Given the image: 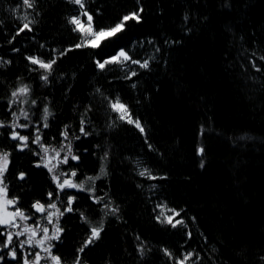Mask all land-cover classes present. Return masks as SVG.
Masks as SVG:
<instances>
[{
    "label": "trees",
    "instance_id": "trees-1",
    "mask_svg": "<svg viewBox=\"0 0 264 264\" xmlns=\"http://www.w3.org/2000/svg\"><path fill=\"white\" fill-rule=\"evenodd\" d=\"M30 2L0 0V121L13 120L12 93L27 86L31 125L28 146L6 126L0 148L18 207L63 212L53 215L61 264H264V0ZM140 8V22L99 47L70 22L90 15L107 31ZM120 50L131 59L98 66ZM117 99L133 123L112 109ZM65 132L79 157L67 172L94 178L84 190L58 189L39 165L35 137L59 146ZM6 241L0 226V264H21Z\"/></svg>",
    "mask_w": 264,
    "mask_h": 264
},
{
    "label": "snow or ice",
    "instance_id": "snow-or-ice-1",
    "mask_svg": "<svg viewBox=\"0 0 264 264\" xmlns=\"http://www.w3.org/2000/svg\"><path fill=\"white\" fill-rule=\"evenodd\" d=\"M73 2L76 3V4H79L81 7H83L82 0H73ZM23 3L28 5V7H32L33 6L32 3L30 2V0H23ZM142 12H143V9L140 8L138 11H135V12H132V13H130L128 15H125L122 18V22L121 23H118L114 27L109 28L107 31H105V30L94 31L92 26H91L92 17L90 15L87 17L88 22H89L87 28H85V26L81 23V21L79 19L75 18V17L70 22L75 24L77 26V29L80 30L81 32H84L86 34V36L92 37V39L87 40V44L89 46H91V47H99L101 39L114 36L116 33L122 31L124 29L125 23L127 21L135 20L136 22H140V20H141L140 13H142ZM28 27H29L28 24H24V26H23V28H28ZM21 30H23V29H21ZM79 46L80 45H77V47H79ZM29 59L32 61L33 64H38L41 68H44V69H47V70H51L52 64L55 63L54 60L49 62V63H44L43 61H41L39 59H35V58H31V57ZM121 59L130 60L131 58L127 55V53H125L124 51H121L119 53V56H115L109 61H105L103 63L98 62V66L100 68H104L107 63H118V62H121ZM132 62L133 63H139V61H132ZM141 67L147 68L148 67L147 62L142 64ZM133 75H135V73H133ZM42 78L47 80V76H44ZM27 92H28L27 86H23V87H21L19 89V92H15L14 91L12 93V95L15 97L17 95H25V94H27ZM111 107H112V109L114 111H117V112L121 113L120 119H126L127 118L129 123H133L134 122L130 118V114L127 111V106L124 105L123 103H121L119 101V99H117V101L115 103H113L111 105ZM44 113H45L44 119L47 120V114H48V109L47 108L44 109ZM21 114L24 115L25 118L27 119V114L26 113L22 112ZM135 124H136V127L141 130V132L144 131V129L141 127L139 121H135ZM2 126H3V124L0 123V127H2ZM17 126L26 127L27 125H16V124L13 125V127H17ZM44 127H47L46 123H45ZM81 131L83 132L84 129L81 128ZM64 136H65V138H67V132L64 133ZM12 138L13 139H18V140L24 142L23 146H27L28 137L22 136V135H20L17 132H13L12 133ZM33 142L37 143V144H40V137L36 136ZM41 148H42V151L44 153V156L42 157V159L47 161L46 163H44L43 166L48 168L49 172H52L53 168L49 167V164L51 163L52 159H58L59 158L60 152L53 148V149H51V151L55 153V157H50L48 155L50 149L48 147H45L44 145H41ZM60 151H64V148H61ZM200 151L203 152V149H201ZM68 153H69V155H71V147H70V145L68 146ZM71 158L73 160H78L79 159V157H77L75 155H72ZM60 162L66 164L68 162V157L65 156L64 159L62 161H60ZM37 166H39V165H37ZM201 166H203V164ZM7 167H8V154L7 153H0V225H11L13 227H19V225L15 224L16 218L19 217L21 220H23V219H26V217L24 216V213L22 211L16 210L15 212H9L7 210V206L8 205H14L15 204L14 200H10V199L6 198V196H7L6 188L3 187V174H4V172L7 171ZM103 171L104 170L101 169V172H103ZM146 171L147 170H145V172H141V175H144L146 173ZM62 175H66V174H62ZM71 175L74 177L76 175V173L72 172ZM21 178H23V176H21ZM52 178L56 182L57 187L60 190H63L65 187H67V188H78L80 190H84V185L83 184L74 183V182H72L71 180H69L67 178L64 179L63 182H61L60 177L57 176V175H53ZM96 178H98V177H96ZM88 179L92 180L94 178L89 177ZM49 196H51V193H49ZM73 200H74V197L70 196L68 198V204L71 205ZM33 207H35L36 210L39 211V212H45L46 211L44 205L40 204L39 202H37L35 205H33ZM48 207L52 208V209H56V205L55 204H49ZM67 211H69V212L72 211V208L68 207ZM57 214L58 215H63V213L59 212L58 209H57L56 213H49V216H48L49 223L52 222V216L53 215H57ZM175 215L178 216L179 213H175ZM166 222L169 223V224H172L173 227H175L176 224L182 223V221H179V220H177L175 223H173V218L172 217H166ZM40 231L43 232L44 239H41V240L37 241L36 243L38 245H40L41 247H43L45 239H59L58 233L61 232L62 229H60L57 226L56 233L52 237H48V229L47 228H43ZM101 231H102V228H95V227L92 228L91 237L89 238L87 243L90 244V243H92L93 239L99 238ZM25 233H31V235H29L27 240H25V241H23L21 243V247H23L24 244H31L32 243L33 237H35L36 234H37V229L25 227L22 232H18V233H16V235L17 236H21V235H24ZM11 242H12V233H9L8 236H7V242L5 243V247H7L9 244H11ZM85 246H87V244ZM44 251L49 253V255L51 256V259L55 262V264H61L60 257L52 256L51 252H50V248H45ZM81 251H83V249H81ZM11 255H12L13 258L16 257L15 250H13L11 252ZM39 260H40V256H39V254H37L34 264H39ZM24 264H28L27 259H25ZM77 264H79L78 261H77ZM181 264H183V261H181Z\"/></svg>",
    "mask_w": 264,
    "mask_h": 264
},
{
    "label": "rangeland",
    "instance_id": "rangeland-1",
    "mask_svg": "<svg viewBox=\"0 0 264 264\" xmlns=\"http://www.w3.org/2000/svg\"><path fill=\"white\" fill-rule=\"evenodd\" d=\"M81 23L85 26V28H87L88 24H85L84 22H81ZM121 51H123V50H120L118 52V54L115 56H119V53ZM20 88H18L15 92H19ZM27 95H28V92L25 95H17L15 97L13 96L12 102H13V105L15 106V109H16L15 114L13 116L14 118H13V120H11L10 123H4V122L0 121V123L3 124V126L0 127V130L2 128H5L6 126H10V128H11L10 134L11 135L13 132H17L22 136L28 137V139H27V146H28L29 142H30V136L26 135L23 132V130H26L28 128L30 129V127H31V125L29 124L30 118H28V116L30 115V112L27 109L28 108ZM22 112L27 114V119L25 118L24 115L21 114ZM14 124H16V125H27V126L26 127H19V126L13 127ZM13 141H15L17 144H19L20 147H24V148L26 147V146H23L24 142H22L18 139H13ZM35 144L37 145V149H38L37 155L39 158V165H41V166H43L44 163L47 162L44 159H42V157L44 156V153L42 151L41 145H44L45 147H48L50 149L49 154H48L50 157H55V153L52 152L51 149L54 148L60 152L59 158L58 159H52L51 163L49 164V167H52L53 171L49 172L48 168L45 167L46 170L50 173L51 178L53 177V175H57L60 177L61 182H63V180L67 178L74 183L83 184L84 188H86V185H89L91 180L87 179V180H84L83 182H77L75 180V178L71 175L72 172H69V171L67 172V170H66V167H68V165L70 163V159H72L71 156L75 155L72 148H71V155H69V153H68V146L70 145V147H71L69 138H65V140L59 146L46 145V144L41 143V141H40V144H37V143H35ZM61 148H64V151H60ZM0 153H7L8 154V166H9V163H10L9 153L1 150V148H0ZM65 156L68 157V162L66 164L60 162L64 159ZM7 169H8V167H7ZM5 173L6 172H4V174H3V187L6 188V194H7L6 198L15 201L14 205H11V206L8 205L7 206V210L9 212H15L16 210L22 211L24 213V216L26 217V219L21 220L19 217L16 218L15 224L19 225V227H13L11 225H0L3 228V230L5 231L7 236L9 233H12V242L7 247H4V252L9 255L8 256L9 258H13L11 255V252L13 250H15L16 257L13 259L17 260L20 258L21 264H24L25 259H27L28 264H34L37 254H39V256H40L39 264H55V262L51 259V256L49 255V253L44 251V249L50 248L51 255L57 256L56 254H53V252H52L53 243L57 239H45L43 247L38 245L36 242L41 240V239H44V234L42 231H40L43 228H47L48 229V237H52L56 233L57 226L60 228L58 221L57 220L55 221L54 217L52 216V222L49 223L48 216H49V213H51V210H48L49 209L48 205H44L40 202L39 203L44 205V207L46 209V211L43 213L42 216L41 215L38 216V215L27 214L23 209L19 208L18 207V200L15 198H11L8 195L7 184H6L5 179H4ZM62 174H66V175H62ZM66 188L67 187H65L64 189H66ZM69 189L80 190L78 188H69ZM71 197H73V196H71ZM25 227L37 229V234L35 237H33L31 244H24L23 247H21V243L23 241L27 240L29 235H31V233H25L24 235H21V236H17L16 233L22 232ZM59 233H58V235H59ZM17 246H18V249H17Z\"/></svg>",
    "mask_w": 264,
    "mask_h": 264
},
{
    "label": "flooded vegetation",
    "instance_id": "flooded-vegetation-1",
    "mask_svg": "<svg viewBox=\"0 0 264 264\" xmlns=\"http://www.w3.org/2000/svg\"><path fill=\"white\" fill-rule=\"evenodd\" d=\"M11 138H12V135H11ZM13 139V138H12ZM11 206V205H10ZM48 210H50V208L48 209ZM42 213H44V212H42ZM53 213V212H52Z\"/></svg>",
    "mask_w": 264,
    "mask_h": 264
},
{
    "label": "bare ground",
    "instance_id": "bare-ground-1",
    "mask_svg": "<svg viewBox=\"0 0 264 264\" xmlns=\"http://www.w3.org/2000/svg\"><path fill=\"white\" fill-rule=\"evenodd\" d=\"M51 212H52V210H51Z\"/></svg>",
    "mask_w": 264,
    "mask_h": 264
}]
</instances>
